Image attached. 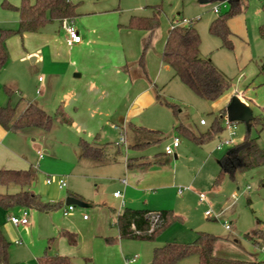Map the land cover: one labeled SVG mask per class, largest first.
I'll use <instances>...</instances> for the list:
<instances>
[{
    "label": "rangeland",
    "instance_id": "374dc122",
    "mask_svg": "<svg viewBox=\"0 0 264 264\" xmlns=\"http://www.w3.org/2000/svg\"><path fill=\"white\" fill-rule=\"evenodd\" d=\"M242 2L244 6H240L241 10L231 15L227 21L232 45L231 48H225L218 37L209 34L208 28L219 14L229 12L231 4L228 1L101 0L94 2L77 0L78 12L116 15L122 23L131 16L148 17L156 11L159 15L157 32L161 36L157 41L158 49L154 51H157L159 55L165 43L170 21L176 18L193 20L201 41L200 57L210 59L216 69L230 80L228 90L218 99L206 101L200 99L177 78H174L171 70L167 73L163 71L160 75L159 94L163 101L176 106L175 113L169 106L161 104L162 109L165 110L157 124L164 139L157 146L148 147L143 154L152 158L155 154L162 153L171 139L177 137L180 140V146L175 153L177 158L167 157L168 163L162 165L163 168L169 167L172 170L174 183L164 191L155 187L154 194H147L148 196H144L146 194L141 191L133 207L146 206L141 205L142 201L139 199L144 196L149 205L145 208L170 210L179 219L160 232L151 242L119 239L117 235H109L113 241L109 247L113 245L118 247L121 243L125 256H138L135 264H149L155 247L171 242L182 244L192 242L197 232L217 237L218 254L244 260L251 257L257 260L255 264H264V166L236 173L233 178L224 175L219 184H214L218 173L216 163L232 148L225 145L218 148V144L226 140H229L232 145L241 142L247 133L245 125L243 123L232 125L230 127L232 135L225 127L224 130L201 144L172 130L174 124L181 123L189 126L195 135L206 132L231 98L242 100L252 111L253 117L264 115L262 111L264 74L260 71V66L264 63V37L261 32L264 30V0H242ZM214 7L219 9L218 14L213 12ZM33 35L34 33H26L9 38V42L6 43L8 60L0 70V102L2 106L16 107L17 112L26 102H33L37 97L36 91L39 90L37 81L38 77H42L39 66L31 65L29 59L24 62L17 60L19 51H23L24 48L30 50L34 46L36 36ZM5 85L12 88L9 95L4 90ZM201 119L205 121V126L199 125ZM52 122V128L48 133L43 135L36 129L37 133L32 136L36 138L34 143L42 150L47 148L49 153L38 162L37 170L33 174L34 185L31 190L40 200H43V203L59 205L49 211L24 208L31 217V221H34V226L30 227V233L23 228H18L15 233L9 235V239L6 238L9 242L10 264H32L31 259L35 260L45 248H49L48 252L51 254L55 252L54 242L59 237L58 232L62 230V226L59 225L63 221L72 218V223L83 231L84 227L79 217L82 218L85 215L86 218H92L97 210L108 214L112 212L111 209L119 210V200L113 198V192L122 189L118 176L121 178L125 170L124 149L120 150L117 163L109 168L107 173L102 169L95 172L90 166H84L83 159L77 158L78 139L73 130L59 124L57 118ZM257 129L258 127L251 128L249 136L252 138L258 136L257 144L260 148H264V130L257 134ZM117 136V133L109 129L102 134L106 142L115 141ZM127 152L128 157L134 153L132 150ZM34 161H37L35 157ZM47 178L52 180L49 185L46 184ZM60 178L66 184L63 190H59L57 186ZM179 187L191 188L193 191L185 192L179 197L176 194V188ZM18 190L19 187L14 185L8 187L0 185V194L14 193ZM194 191L203 193L207 200L204 203L199 202L198 193ZM72 192H78L83 196L88 206L75 207L73 217L66 218L62 214V208L65 207L66 197ZM162 196L160 207L149 208L160 201L159 197ZM21 210L23 208H13L5 211L4 214L5 217H18ZM207 211L210 212V216L205 215ZM106 224L107 230L117 231L113 220L106 221ZM224 225H228L230 229L226 230ZM55 229L58 230L54 231ZM72 233L79 236L76 231ZM247 235L252 236L253 239L248 238ZM14 238L22 244L15 245L12 242ZM95 239H102L106 243L105 238L96 237ZM85 250H89L88 254L94 251L98 253L91 248ZM85 258L90 257L83 255L77 257L73 264H85ZM182 261L187 262H181V264L190 263V261L198 263V258L191 256ZM87 264H95V261L91 260Z\"/></svg>",
    "mask_w": 264,
    "mask_h": 264
},
{
    "label": "crops",
    "instance_id": "0c3cea01",
    "mask_svg": "<svg viewBox=\"0 0 264 264\" xmlns=\"http://www.w3.org/2000/svg\"><path fill=\"white\" fill-rule=\"evenodd\" d=\"M2 1L16 6L21 0H0V28L16 29L18 15L14 11L3 9L1 7ZM92 1L100 2L101 0ZM72 2L78 4L77 0H72ZM78 6L76 8L78 16L72 19V21L81 37L79 44L71 47L67 46L65 41L66 35L60 27V22L52 21L42 27L37 33H34L33 36H36L34 37L35 44L30 50L24 48L23 51L18 52L17 60L19 62L29 59L31 65L34 67L39 66V69L42 71V77H38L37 81L39 84V90L36 91L37 97L34 98L33 102H26L20 107L18 113L22 112L28 104H33L50 115H53L58 108L61 109L65 117L70 119L71 123L70 125L61 124L58 118L57 121L59 124L70 127L73 130L78 139L77 158L84 160L85 167L90 166L95 172L102 169L107 173L109 168L117 163L120 150L123 148L125 151L123 156L125 170L121 178L118 176L122 189L113 192V194L116 192H120L121 194L120 198L113 195V198L119 200V210L115 211L111 209L112 212L110 214L97 210L92 218H84L85 215L82 218L79 217L84 227L83 231L79 226H75L72 223V218L68 221H63L59 225L62 226V230L76 231L79 234L76 244L70 245L64 237L58 235L59 237L54 242L55 252L51 254L48 252L49 248H45L42 254L46 251L51 255L68 257L71 264L75 262L77 257H81L82 255L90 257L84 259L85 264L91 260L95 261V264H126V259L132 256H125L123 254L121 243L118 247L114 245L109 247L110 244L104 243L102 239L97 240L95 238H107L109 235H117L118 237V230L115 232L107 230L106 221L111 219L114 224L116 216L124 209L160 211L159 209L145 208L149 205L148 200L144 196L154 194L155 187L164 191L174 183L172 170L169 167L163 168L162 165L168 163L167 157L173 156L174 159L177 158L175 153L180 143L174 149L173 155L170 156L164 153L165 147L162 153L155 154L152 158L143 154L148 147L157 146L164 139L163 133L159 130L160 128L157 123L165 110L162 109L161 104H165L166 102L161 99L158 82L160 75L163 74L162 72L167 73L171 69L160 61L159 54L157 51H154V49H158L156 48L157 41L161 36L157 32L158 30L154 32L151 44L144 54V72L138 61L143 44L147 38V32L128 28L127 24L130 17L125 23H122L120 22L121 19L116 15H107L101 12L82 14L78 12ZM7 42H9V39L5 42V48ZM171 73L173 76L172 70ZM4 87L12 91L11 87L6 85ZM157 95L159 96V101L156 98ZM232 99L225 104L222 108V110L224 109V113L220 115V122L225 127L226 121L228 122L226 108ZM236 99L252 115L249 107L242 100ZM0 106H2L1 102ZM52 123L48 130L28 127L15 132L5 130L0 126V170L30 169L35 173L38 162L43 160L45 155L49 153V150L47 148L42 150L37 146L34 143L36 138L32 136L37 133V130L43 135L48 133L52 128ZM229 123L235 125L236 123L243 122ZM177 124L172 126L173 131L174 126ZM186 127L190 129L189 126ZM107 129L117 133L118 136L115 141L106 142L104 140L102 134H105ZM122 132L124 133L126 148L122 145H117V140H119L120 133ZM80 141L94 143L97 146H105V160L99 162L79 157L78 145ZM232 146L231 144L230 148ZM129 150L134 151V153L128 157L127 151ZM38 152L43 154L42 158H39ZM34 157L37 161H34ZM216 164L218 171V161ZM32 185H34V180L28 189L33 193L31 190ZM180 189L182 188H176V194L179 197L185 192L193 191V189L189 188V190H183L179 193ZM141 191L146 195L139 199L142 201L141 205L146 206L134 208L133 206L138 200L137 195ZM68 197L78 199L84 203L87 201L78 192H72L66 198ZM159 200L149 208L160 207L163 196L159 197ZM66 206L68 205L65 204ZM65 207L62 209L64 210ZM73 212L74 210L72 213L70 212L71 214L69 213L70 215L63 216L66 218L73 217ZM4 213L6 212L0 209V227L5 238L9 239V235L15 233L18 228H23L29 233L31 232L30 227L34 226V221H31V217L26 209L23 208L17 217L22 218L24 215L26 216L28 223L25 226L13 225L8 220L9 217H5ZM77 215L79 216V212ZM56 230L58 229L54 231ZM12 242L15 245L22 244L17 238H14ZM89 248L97 250L98 253L96 254V251H94L88 254L89 250L85 249ZM217 248V243H215L213 249L215 256L230 258L224 254H218ZM39 256L35 260L31 259L32 264H38L37 258ZM230 259L241 260L245 263H257V260L251 257L248 260L240 258ZM181 262L187 261H180L177 264H181ZM184 264H197V262L190 261V263Z\"/></svg>",
    "mask_w": 264,
    "mask_h": 264
},
{
    "label": "trees",
    "instance_id": "16d2710c",
    "mask_svg": "<svg viewBox=\"0 0 264 264\" xmlns=\"http://www.w3.org/2000/svg\"><path fill=\"white\" fill-rule=\"evenodd\" d=\"M208 1H228L231 4L229 12L219 14L213 20L208 28L210 35L218 37L222 46L231 48L230 35L227 21L233 14L241 10L244 6L242 0H208ZM76 3L72 0H21L16 6L6 1L1 2V7L5 10L14 11L18 15V24L16 29L0 28V69L7 62V52L5 42L12 36L23 35L25 33H36L46 24L52 21H61L63 19H74L78 16L76 12ZM219 13V12H218ZM217 13V14H218ZM178 19V18H176ZM174 20L170 21V28L167 32L165 43L159 55L160 61L168 65L173 72L174 78H177L191 92L202 100L214 101L218 99L230 86V80L222 75L208 58L200 57V36L194 27L193 22L190 25H174ZM159 26V15L155 11L151 16H131L127 24L128 28L138 29L147 32V38L142 47L139 58V65L144 71V54L149 48L154 32ZM263 32L264 37V30ZM260 71L264 74V63L260 66ZM145 72V71H144ZM145 74V73H144ZM9 95L12 91L4 87ZM159 101V96H156ZM161 101V100H160ZM175 113L176 106L165 103ZM264 111V108L262 109ZM224 109L220 111L223 115ZM58 118L64 125H70L71 121L66 118L61 109L53 114H47L39 107L28 104L20 113L16 107L9 105L0 106V126L8 131H21L28 127H36L48 130L52 120ZM220 116L215 117L210 128L204 132L195 135L188 127L181 123L174 126V131L186 137L187 139L201 144L225 129L220 122ZM246 127V135L242 141L223 155L218 160V173L214 184H219L224 175L231 178L236 173H243L251 169L264 166V148L257 144L258 136L252 138L249 131L253 127H258L257 134L264 130V115L255 116L243 122ZM79 157L102 162L105 160V146H97L94 143L79 142ZM34 171L32 170H0V185L8 187L11 185L19 187L14 193L0 194V209L9 211L13 208H32L39 211H49L56 208L59 204H45L39 197L28 189L33 181ZM76 197L74 195H71ZM179 217L170 210H160L157 212L146 209H124L116 216L115 226L118 230L120 239L136 241H153L156 236L171 225ZM59 236L64 237L70 245H75L77 236L75 233L67 230H60ZM253 239L252 236L247 235ZM107 244H112L111 238H105ZM217 237L203 232H197L192 242L167 243L160 247H155L152 251V257L149 264H177L178 262L196 256L197 264H246L244 261L217 257L213 254L214 245ZM258 244V242L255 241ZM9 242L4 237L0 227V264H10L8 256ZM38 264H71L70 259L65 256L51 255L46 251L37 258Z\"/></svg>",
    "mask_w": 264,
    "mask_h": 264
},
{
    "label": "built area",
    "instance_id": "2783aa9c",
    "mask_svg": "<svg viewBox=\"0 0 264 264\" xmlns=\"http://www.w3.org/2000/svg\"><path fill=\"white\" fill-rule=\"evenodd\" d=\"M213 12L214 13H218L219 12V9L214 7L213 8ZM193 22V20H187V19H176L174 20V25H190L191 23ZM60 27L62 28V30L64 31L65 35H66V44L67 46L71 47L73 45H76V44H79L81 42V37L78 33V31L76 30V28L74 27L73 25V21L72 19H63L60 21ZM199 124L200 125H205V121L204 120H200L199 121ZM226 127L230 130V135H232V132H231V129L230 127L233 125L232 123H229L226 121L225 123ZM180 143V140L177 138V137H174L171 141L170 144H168L167 146H165L164 148V153L166 155H173L174 153V149L178 147ZM231 142L229 140H226V141H221L218 145V148L222 147L223 145H225L226 147H230L231 146ZM117 145H122L124 148H126V145H125V139H124V133H120V138L118 140V144ZM38 156L39 158H42L43 154L41 152H38ZM46 183L47 184H51L52 183V180L50 179H46ZM57 186H58V189H64L66 188V184H65V181L60 178L58 179L57 181ZM183 190H189V188H182L180 189L178 192L180 193L181 191ZM114 197H118L120 198L121 197V194L120 192H116L113 194ZM198 198H199V201L200 202H204L205 201V195L203 193H199L198 194ZM74 206L73 205H68L64 208L63 210V215L64 216H67L70 212H72L74 210ZM205 215L206 216H210V212L207 211L205 212ZM84 218H86V216H84ZM8 220L10 221V223H12L13 225H27L28 223V219L26 218V216L24 215V217L22 218H17V217H14V216H11L8 218ZM225 229L226 230H229L230 227L228 225H224ZM138 257L136 255L126 259V264H133L137 261Z\"/></svg>",
    "mask_w": 264,
    "mask_h": 264
},
{
    "label": "water",
    "instance_id": "95a60500",
    "mask_svg": "<svg viewBox=\"0 0 264 264\" xmlns=\"http://www.w3.org/2000/svg\"><path fill=\"white\" fill-rule=\"evenodd\" d=\"M226 111L228 122H247L252 118L251 112L236 98L232 99L226 108ZM65 204L79 208H85L88 206L86 203L72 197L66 198Z\"/></svg>",
    "mask_w": 264,
    "mask_h": 264
}]
</instances>
